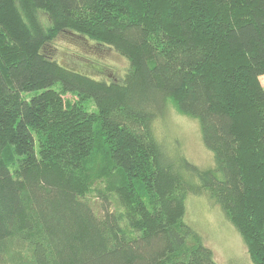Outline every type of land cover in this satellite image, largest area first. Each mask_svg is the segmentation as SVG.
Here are the masks:
<instances>
[{
  "label": "trees",
  "instance_id": "1",
  "mask_svg": "<svg viewBox=\"0 0 264 264\" xmlns=\"http://www.w3.org/2000/svg\"><path fill=\"white\" fill-rule=\"evenodd\" d=\"M65 34L128 72L63 66ZM263 77L264 0H0V264H219L186 223L203 193L264 264ZM170 105L215 168L158 139Z\"/></svg>",
  "mask_w": 264,
  "mask_h": 264
},
{
  "label": "rangeland",
  "instance_id": "2",
  "mask_svg": "<svg viewBox=\"0 0 264 264\" xmlns=\"http://www.w3.org/2000/svg\"><path fill=\"white\" fill-rule=\"evenodd\" d=\"M72 35H62L53 44L56 48L55 58L63 66H75L78 62H86L76 58L77 52L86 57H92L99 65L106 69V74L121 79L129 70L126 58L119 56L112 49H98L92 42L80 41ZM96 66V63L90 61ZM80 64V63H78ZM85 66H88L86 64ZM80 68V67H79ZM96 76L93 71L87 72ZM99 79L97 76L95 77ZM264 85V77L261 79ZM167 118L156 122L155 133L158 139L181 158L187 159L201 171L215 168L214 155L206 149L202 142V134L198 121L181 116L172 105L168 108ZM199 184V182H195ZM96 210L101 214V200L94 194L91 197ZM186 223L192 226L202 237L206 247L213 250L219 264H253L248 254L247 245L234 226L229 223L218 207L208 200L206 194L189 195L187 199ZM113 210L119 205L114 204Z\"/></svg>",
  "mask_w": 264,
  "mask_h": 264
}]
</instances>
